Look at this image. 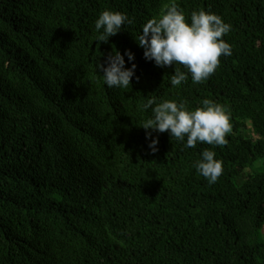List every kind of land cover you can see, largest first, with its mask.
<instances>
[{"label":"trees","instance_id":"trees-1","mask_svg":"<svg viewBox=\"0 0 264 264\" xmlns=\"http://www.w3.org/2000/svg\"><path fill=\"white\" fill-rule=\"evenodd\" d=\"M167 2L0 0V264H264V0H177L189 22L204 9L232 25V54L178 86L187 68L136 40ZM106 9L134 23L103 41ZM115 50L135 54L127 88L99 69ZM152 96L225 105L228 143L144 129ZM205 148L223 161L211 184L195 167Z\"/></svg>","mask_w":264,"mask_h":264},{"label":"clouds","instance_id":"clouds-1","mask_svg":"<svg viewBox=\"0 0 264 264\" xmlns=\"http://www.w3.org/2000/svg\"><path fill=\"white\" fill-rule=\"evenodd\" d=\"M132 23L134 17L130 18L127 13L106 9L95 20V29H103L101 38L107 41L120 32L122 26ZM231 28L232 25L219 14L204 9L193 10L189 22L177 0H168L158 16L147 20L136 40L144 49L145 58L157 66L179 63L187 68V72L175 69L171 84L178 86L187 81L188 73H191L193 83L205 81L219 66L220 57L232 54L231 44L223 38ZM125 55L129 62L134 61L135 54L131 50H126L123 55L115 50L107 56L105 64L99 66L109 88H127L132 84L137 66L132 63L131 67H126ZM202 105L193 110L187 102L152 96L144 105L151 109L152 115L142 127L159 133L168 131L179 141L186 138V147L194 148L198 142L227 144L226 137L233 131L230 110L211 98H204ZM146 138H150V149L158 151V137H152L151 131H146ZM195 167L210 184L223 173V161L216 158L213 149L205 148Z\"/></svg>","mask_w":264,"mask_h":264},{"label":"bare ground","instance_id":"bare-ground-1","mask_svg":"<svg viewBox=\"0 0 264 264\" xmlns=\"http://www.w3.org/2000/svg\"><path fill=\"white\" fill-rule=\"evenodd\" d=\"M29 2V1H28ZM146 3V2H145ZM144 5V4H143ZM35 14V13H34ZM18 16V15H17ZM32 17V16H31ZM30 19V18H29ZM22 25V24H21ZM70 65V64H69ZM47 134V133H46Z\"/></svg>","mask_w":264,"mask_h":264}]
</instances>
